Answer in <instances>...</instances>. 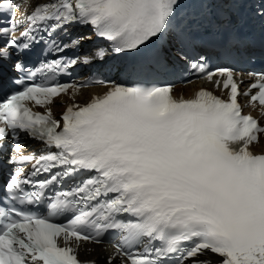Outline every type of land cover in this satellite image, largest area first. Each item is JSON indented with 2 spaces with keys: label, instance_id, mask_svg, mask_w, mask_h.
Here are the masks:
<instances>
[{
  "label": "snow or ice",
  "instance_id": "6c2138e0",
  "mask_svg": "<svg viewBox=\"0 0 264 264\" xmlns=\"http://www.w3.org/2000/svg\"><path fill=\"white\" fill-rule=\"evenodd\" d=\"M257 110L264 0H0V264H264Z\"/></svg>",
  "mask_w": 264,
  "mask_h": 264
}]
</instances>
